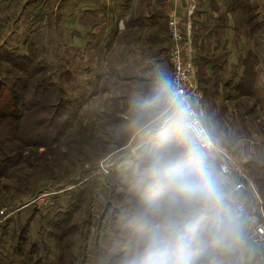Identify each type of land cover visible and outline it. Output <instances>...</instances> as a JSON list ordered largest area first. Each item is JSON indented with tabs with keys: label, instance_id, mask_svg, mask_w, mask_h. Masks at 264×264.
<instances>
[{
	"label": "rangeland",
	"instance_id": "374dc122",
	"mask_svg": "<svg viewBox=\"0 0 264 264\" xmlns=\"http://www.w3.org/2000/svg\"><path fill=\"white\" fill-rule=\"evenodd\" d=\"M14 1L0 0V81L8 89H18L19 106L13 112L21 117L10 116L12 111L1 98L3 258L8 264H132L142 238L140 218L151 202L149 162L170 150H182L185 143L198 146L173 109L167 112L171 121L162 138L128 145L140 128L133 125L134 117L155 114L122 108L124 91L133 100L138 89H93L90 79L86 89L83 78H75L74 46L67 44L73 42L74 28L70 26L69 37L68 30L54 29L59 10L55 14L53 7L59 0L36 9L20 26L22 9H16ZM250 1L241 0L243 11L251 7ZM48 6L54 11L49 18L42 14ZM250 19L254 24L259 20L253 21L251 15ZM0 91L4 98L5 91ZM149 142L152 146L140 152ZM220 188L226 197L227 191ZM231 194V202L236 203V193ZM213 228L200 213L192 217L182 264L248 261L251 247L241 240L224 249L214 243ZM254 258L262 261L257 254Z\"/></svg>",
	"mask_w": 264,
	"mask_h": 264
},
{
	"label": "crops",
	"instance_id": "0c3cea01",
	"mask_svg": "<svg viewBox=\"0 0 264 264\" xmlns=\"http://www.w3.org/2000/svg\"><path fill=\"white\" fill-rule=\"evenodd\" d=\"M50 1H14L16 9H22L19 26ZM251 1V7L243 11L241 0H59L53 7L55 12L48 6L42 14L49 18L59 10V24L54 29L68 30L67 37L71 35L70 26L74 28L73 42L67 44L74 46L75 78H83L86 89L88 79L93 89H138L133 100L130 93H123L126 98L122 108L134 111L133 101L151 94L160 73L171 83L168 19L176 6L187 43L194 54L196 49L198 85L202 89L198 108L230 163L229 173H222L215 153L201 149L186 131L204 154L218 184L227 191L226 200L232 201L233 191L248 206L247 213L239 212L240 222L245 224L240 230L241 240L252 251L249 249V259L242 264H264V251L249 238L253 222L264 214V0ZM238 13L246 17L240 19ZM250 15L253 21L259 18L257 23ZM67 19L69 24L63 27ZM249 57L256 59L249 73L253 78L251 89H242L249 78ZM166 109L164 100L150 109L154 116L141 117L137 123L140 128L128 145L165 132L171 121ZM255 254L261 262H256Z\"/></svg>",
	"mask_w": 264,
	"mask_h": 264
},
{
	"label": "clouds",
	"instance_id": "9594fccd",
	"mask_svg": "<svg viewBox=\"0 0 264 264\" xmlns=\"http://www.w3.org/2000/svg\"><path fill=\"white\" fill-rule=\"evenodd\" d=\"M174 96L169 79L160 73L151 94L133 101V109L137 113L147 111ZM139 119L135 116L133 125ZM147 180L151 202L140 218L142 238L132 264H182L185 237L197 213L214 225L212 236L218 246L228 249L241 241L239 211L227 202L195 144L185 143L182 150H170L150 161Z\"/></svg>",
	"mask_w": 264,
	"mask_h": 264
},
{
	"label": "built area",
	"instance_id": "2783aa9c",
	"mask_svg": "<svg viewBox=\"0 0 264 264\" xmlns=\"http://www.w3.org/2000/svg\"><path fill=\"white\" fill-rule=\"evenodd\" d=\"M175 7L172 8L168 19L169 60L172 67L171 84L175 90V96L168 98L166 111L173 109V115H176L182 121L184 128L191 132L198 146L208 153L214 152L219 170L222 173H229L230 163L225 158L223 150L217 146L198 108L199 88L195 54L193 48L187 43V35L180 24ZM100 167L103 168L102 165ZM235 205L240 213L246 211L245 203L242 200H237ZM249 238L258 250L264 251V214L258 216L253 222Z\"/></svg>",
	"mask_w": 264,
	"mask_h": 264
},
{
	"label": "trees",
	"instance_id": "16d2710c",
	"mask_svg": "<svg viewBox=\"0 0 264 264\" xmlns=\"http://www.w3.org/2000/svg\"><path fill=\"white\" fill-rule=\"evenodd\" d=\"M250 58V57H249ZM248 58V59H249ZM256 63V61L255 62H253L252 61V59L250 58L249 60H248V64H249V66H250V70L248 71V73H247V75H246V77H249L248 78V80L250 79L251 81H252V77H250V75H249V73L250 72H252V67H253V65ZM196 64H198V62L196 63ZM199 70V69H198ZM198 70H197V81H198V84H199V78H198ZM251 75H252V73H251ZM253 77H254V75H253ZM202 78V77H201ZM248 80H246V82L244 83V87L242 88V89H251V87H250V84H249V87H248ZM0 89L2 90V91H5V97L3 98L2 96H3V93L0 91V101H2V100H6L3 104H4V106H5V108L6 109H9V110H11L12 112L14 111V110H16L17 109V107L19 106V99H20V93H19V91H18V89H15V88H11L10 87V89H8L7 88V83L6 82H2V81H0ZM1 98H2V100H1ZM9 99H11L12 101H10ZM59 106V105H58ZM9 112L8 114L10 115V116H12L13 118H15V119H20L21 117L19 116V115H15V113L13 112ZM157 138L156 139H160V138H162L163 137V134L162 135H157L156 136ZM151 142V141H150ZM148 143V144H146V145H144L143 147H142V149L140 150V152L141 151H143V150H145V149H148L149 147H151L152 145V143ZM134 175H132L131 177H133ZM21 256H23V253L21 252ZM23 259V258H22ZM13 261V260H12ZM12 261H10V262H12ZM0 264H8V263H6L5 262V260H4V258H3V252L1 251V248H0ZM12 264H27V263H24L23 261L22 262H19V263H17V261H14V262H12Z\"/></svg>",
	"mask_w": 264,
	"mask_h": 264
}]
</instances>
